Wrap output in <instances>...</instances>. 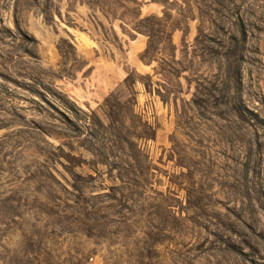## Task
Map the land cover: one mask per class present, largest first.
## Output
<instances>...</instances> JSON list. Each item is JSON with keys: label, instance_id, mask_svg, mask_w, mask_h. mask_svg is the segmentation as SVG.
I'll return each mask as SVG.
<instances>
[{"label": "rangeland", "instance_id": "374dc122", "mask_svg": "<svg viewBox=\"0 0 264 264\" xmlns=\"http://www.w3.org/2000/svg\"><path fill=\"white\" fill-rule=\"evenodd\" d=\"M0 264H264V0H0Z\"/></svg>", "mask_w": 264, "mask_h": 264}]
</instances>
